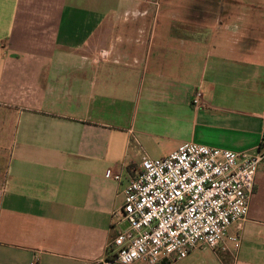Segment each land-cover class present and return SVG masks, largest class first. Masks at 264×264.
I'll list each match as a JSON object with an SVG mask.
<instances>
[{
	"label": "crops",
	"instance_id": "obj_1",
	"mask_svg": "<svg viewBox=\"0 0 264 264\" xmlns=\"http://www.w3.org/2000/svg\"><path fill=\"white\" fill-rule=\"evenodd\" d=\"M263 128L264 0H0V264H120L144 156ZM159 264H264V166L220 247Z\"/></svg>",
	"mask_w": 264,
	"mask_h": 264
},
{
	"label": "built area",
	"instance_id": "obj_2",
	"mask_svg": "<svg viewBox=\"0 0 264 264\" xmlns=\"http://www.w3.org/2000/svg\"><path fill=\"white\" fill-rule=\"evenodd\" d=\"M202 100L198 88L193 104L200 106ZM261 166L264 128L259 146L251 151L185 142L166 157L144 156L124 189L127 227L110 243L114 260L159 264L165 258L183 259L196 248L220 247L229 229L246 218ZM230 240L238 246L240 235Z\"/></svg>",
	"mask_w": 264,
	"mask_h": 264
},
{
	"label": "rangeland",
	"instance_id": "obj_3",
	"mask_svg": "<svg viewBox=\"0 0 264 264\" xmlns=\"http://www.w3.org/2000/svg\"><path fill=\"white\" fill-rule=\"evenodd\" d=\"M143 262V261H142ZM146 263V262H145Z\"/></svg>",
	"mask_w": 264,
	"mask_h": 264
}]
</instances>
